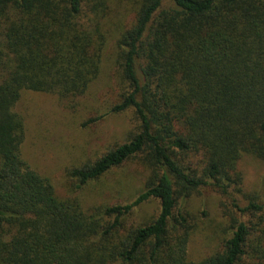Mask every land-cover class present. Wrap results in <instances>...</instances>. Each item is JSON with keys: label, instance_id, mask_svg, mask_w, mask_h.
<instances>
[{"label": "trees", "instance_id": "trees-1", "mask_svg": "<svg viewBox=\"0 0 264 264\" xmlns=\"http://www.w3.org/2000/svg\"><path fill=\"white\" fill-rule=\"evenodd\" d=\"M110 38V112L137 126L68 174L82 187L139 158L146 178L134 199L86 210L23 158L15 107L24 90L83 96ZM243 155L264 161V0H0V264H264V179L242 204ZM205 187L231 199L229 235L195 261L182 204ZM151 200L158 215L138 220Z\"/></svg>", "mask_w": 264, "mask_h": 264}, {"label": "rangeland", "instance_id": "rangeland-1", "mask_svg": "<svg viewBox=\"0 0 264 264\" xmlns=\"http://www.w3.org/2000/svg\"><path fill=\"white\" fill-rule=\"evenodd\" d=\"M117 20L116 14L110 15L107 28L114 30ZM113 40L110 38L104 50L99 77L83 96L70 100L56 93L24 90L15 107L25 123L23 158L51 180L61 199H78L86 210L94 205L130 201L145 185V169L139 158L82 187H77L78 182L68 174L70 169L94 161L127 141L137 126L131 109L110 112L117 102ZM90 119L97 120L89 123ZM238 169L244 176V194L239 196L244 204L259 191L264 179V161L243 155ZM230 201L211 187L202 188L183 201L182 206L196 223L188 246L190 259L200 260L221 248L229 235L226 228L230 226ZM159 210V201L151 200L136 211V218L156 217ZM253 220L256 222L257 218Z\"/></svg>", "mask_w": 264, "mask_h": 264}]
</instances>
